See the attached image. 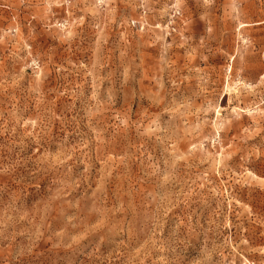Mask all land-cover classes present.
I'll use <instances>...</instances> for the list:
<instances>
[{"label":"rangeland","instance_id":"1","mask_svg":"<svg viewBox=\"0 0 264 264\" xmlns=\"http://www.w3.org/2000/svg\"><path fill=\"white\" fill-rule=\"evenodd\" d=\"M0 264H264V0H0Z\"/></svg>","mask_w":264,"mask_h":264}]
</instances>
